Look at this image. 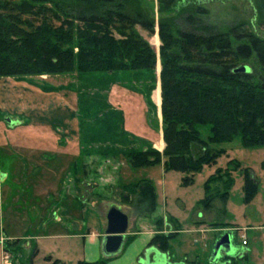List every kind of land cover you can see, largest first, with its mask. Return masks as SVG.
<instances>
[{
  "label": "rangeland",
  "instance_id": "374dc122",
  "mask_svg": "<svg viewBox=\"0 0 264 264\" xmlns=\"http://www.w3.org/2000/svg\"><path fill=\"white\" fill-rule=\"evenodd\" d=\"M7 1L20 0H0L5 5L9 4ZM183 1L206 10L204 19L223 32L243 24L245 30L264 40L257 0ZM128 4V11L140 7L157 23L172 17L160 11L158 0H130ZM134 31L156 52L154 68L79 77L77 74L50 75L22 81L11 78L14 82L41 84L47 89L62 86L60 93L75 103L76 114H81L83 119L79 121L82 135L76 139L55 137L47 128L38 132L31 123L22 124L14 112L22 105L29 106L31 98L21 90L17 95L11 94L14 98L7 102L8 110L0 120V264H49V256L53 260L62 259L63 264H79L82 237L62 235L87 233L88 225L98 222L97 214L102 208L107 222V211L113 204L128 205L132 214L142 213L143 208L137 206L138 195L129 187L142 181L151 182L158 195L157 208L145 222L154 223L153 229L159 231L166 230V221H170L168 232L181 228L171 219H163L170 215L182 225L184 233L172 240L173 257L209 264L217 242L229 233L235 250L231 257L241 256L238 264H264V147H244L239 138L226 144H212L211 150L224 153L218 155L214 165L204 166L195 175L165 171L162 165L135 169L126 159L133 151H140L145 145L150 147L149 142L163 135L159 28L156 27L154 35L140 26ZM113 36L122 38L118 31ZM244 64L252 67V62ZM113 87H118L121 94L112 92ZM127 95L132 97V109L124 103ZM17 97L23 101L17 102ZM114 97L122 103L115 102ZM143 100L148 110L146 117L144 111L134 108L135 103L143 105ZM125 109L129 111L127 117L135 127L134 133L125 128ZM199 132L201 139L208 142L210 127L201 126ZM161 144H156L153 150L163 154L165 142L163 150ZM113 163L119 167L115 174L111 171ZM219 170L229 176L211 184L213 198L209 206H204L206 183ZM246 170H250L258 183V191L250 203L245 201ZM103 177L111 178L112 184H103ZM187 178L189 181L185 183ZM92 181L100 184L96 186ZM94 188L110 198L111 204L98 200ZM226 191L228 198L223 200L220 196ZM193 226H198L203 233L198 234L197 241L196 234L186 231L196 230L191 229ZM145 259L141 260L142 264L158 261L157 256L149 255ZM223 259L220 257L214 264H220Z\"/></svg>",
  "mask_w": 264,
  "mask_h": 264
},
{
  "label": "trees",
  "instance_id": "16d2710c",
  "mask_svg": "<svg viewBox=\"0 0 264 264\" xmlns=\"http://www.w3.org/2000/svg\"><path fill=\"white\" fill-rule=\"evenodd\" d=\"M129 1L0 2V78L22 81L50 75L79 77L123 69H152L157 54L134 30L140 26L154 35L158 26L162 43L159 94L166 145L163 154L147 145L133 151L126 158L131 167L163 165L165 171L195 175L204 166L214 165L218 155L224 153L211 150L212 144L239 138L244 147H264V40L245 30L243 24L223 32L204 19L206 10L184 4L183 0H158L160 11L172 14L158 23L140 7L128 11ZM257 4L264 27V0H257ZM106 6L110 9L106 10ZM114 31L122 38L115 39ZM246 62H252V67ZM243 67L248 70L240 71ZM33 85L44 92L62 91V86L47 89L41 84ZM1 115L0 110V120ZM77 116L79 121L83 119L81 114ZM201 126L210 127L208 142L200 137ZM222 173L217 171L207 181L204 206H209L213 198L211 184L229 176ZM245 175V201L250 203L258 183L250 170ZM188 181L189 178L185 183ZM129 187L138 195L141 211L151 214L156 210V191L151 182ZM220 197L226 200L228 191ZM173 236L159 234L150 245L167 252Z\"/></svg>",
  "mask_w": 264,
  "mask_h": 264
},
{
  "label": "crops",
  "instance_id": "0c3cea01",
  "mask_svg": "<svg viewBox=\"0 0 264 264\" xmlns=\"http://www.w3.org/2000/svg\"><path fill=\"white\" fill-rule=\"evenodd\" d=\"M21 91H24L27 96L30 99L28 101L29 106L19 107L17 111H14L15 114L19 117V120H21L23 123L28 125L31 123L34 125V128L37 127V131L39 132L41 128H47L49 129V133L51 132L52 135L55 137H69L72 139L78 138L81 133L80 128V122L77 116V107L75 103H73L67 96H64L60 92H44L40 88L34 86L33 84L23 81V82H14L11 78H0V110L3 114L6 113L7 109V102L12 100L14 97H10L12 93L18 94ZM112 92H116L117 94H121L119 88L113 87ZM129 93V92H128ZM128 99L126 102H124L128 108L132 109L133 101L131 96H126ZM115 102L117 101L119 104H121V100L117 97L112 98ZM23 101V99L20 97H17V102ZM136 100V99H135ZM121 102V103H120ZM143 105L136 104L134 108L138 111H144L145 117L148 115V110L146 109V106L144 105V100L142 101ZM145 106V107H144ZM126 110V109H125ZM129 114V111L125 113V128L128 132L134 133L135 127L129 123L127 115ZM138 125V124H137ZM29 126V125H28ZM141 129V127H140ZM60 131V132H59ZM36 132V133H38ZM41 133V132H40ZM45 133V132H44ZM39 134V133H38ZM139 134V133H138ZM45 135V134H44ZM39 136H41L39 134ZM164 144L163 141V135L161 134V137H159L157 140L153 142H149L152 147H156V144L160 143ZM165 148V144L163 146ZM163 147L161 148L163 150ZM116 163H113L111 166V171L116 173V171H119V167L115 165ZM163 166V165H162ZM88 173V172H87ZM104 180V182L102 181ZM101 181L103 184L110 183L112 184V179L109 177H103L101 178ZM100 181V182H101ZM93 184H96L98 186L100 183L97 181H92ZM121 183V182H120ZM122 184V183H121ZM108 185V184H107ZM126 186V185H125ZM103 187V186H102ZM96 188V187H95ZM94 188V189H95ZM112 189V188H111ZM156 191V189H155ZM98 197V200H106L110 204L112 200L110 198L104 197L102 194H99L97 190L93 192ZM102 196V197H100ZM158 195L156 193V205H158ZM112 207L119 208L123 213H125L129 218V229L125 237V242L122 247V249L114 256H105L103 252V239L105 237V231L107 229V222H106V215L103 211V208L98 211L99 214H97V223L96 225H88L87 227V233L84 232H78L75 234H69V235H62V237L68 238H76L79 239L82 237L83 244H82V253L80 255V259L78 263H87V264H98L102 261H105V264H142V259H145L146 256H151V258L158 257V261L154 262L153 259H151L150 262H154V264H198V262H190L189 259H177L173 257L172 254V240L176 238L180 233H184V230L182 228V225L179 224L178 221L175 220V218L171 217L170 215H166L163 219H171V222H175L181 228L170 230V232L167 231L168 222L166 221V230L165 231H159L158 229H153V224H148L145 222L147 220V217L150 214H145L143 211L142 213L136 214L130 212V207L128 205H112L110 206L109 210ZM157 208V207H156ZM108 210V211H109ZM107 211V212H108ZM152 214V213H151ZM85 222L82 221V225ZM140 223V226L138 227V224ZM174 227V226H173ZM196 230H186L187 233L190 234H196L195 241L198 240V234L200 236L201 230L198 226H193ZM196 227V228H195ZM195 232V233H193ZM169 235L173 234V239L170 241V250L167 252H163L159 250L155 246H151L150 243L152 239L159 235ZM200 238V237H199ZM207 239V238H206ZM1 250V249H0ZM40 250V249H39ZM38 250V251H39ZM2 251V250H1ZM37 251V252H38ZM156 252L158 254H156ZM2 254V253H1ZM160 254V255H159ZM48 259L50 261L49 264H53L55 261H59L60 264H63L62 259L53 260L52 256H49ZM162 260V262H159ZM211 260V259H210ZM209 260V264H212V262ZM145 262H148V259H145Z\"/></svg>",
  "mask_w": 264,
  "mask_h": 264
},
{
  "label": "water",
  "instance_id": "95a60500",
  "mask_svg": "<svg viewBox=\"0 0 264 264\" xmlns=\"http://www.w3.org/2000/svg\"><path fill=\"white\" fill-rule=\"evenodd\" d=\"M247 67H243L240 71L246 72ZM11 122V121H8ZM13 123V122H12ZM129 229V218L119 208L112 207L107 214V229L103 239V252L105 256L116 255L123 247L125 237ZM235 252L231 241V235L226 233L220 238L215 246V254L211 259L214 264L222 254L233 255Z\"/></svg>",
  "mask_w": 264,
  "mask_h": 264
},
{
  "label": "flooded vegetation",
  "instance_id": "af4514ba",
  "mask_svg": "<svg viewBox=\"0 0 264 264\" xmlns=\"http://www.w3.org/2000/svg\"><path fill=\"white\" fill-rule=\"evenodd\" d=\"M221 257H224V259L220 264H230L232 261L238 260L241 256H237L236 258H234L231 256L229 257L228 254H223V255H221ZM159 262H162V260H160Z\"/></svg>",
  "mask_w": 264,
  "mask_h": 264
},
{
  "label": "built area",
  "instance_id": "2783aa9c",
  "mask_svg": "<svg viewBox=\"0 0 264 264\" xmlns=\"http://www.w3.org/2000/svg\"><path fill=\"white\" fill-rule=\"evenodd\" d=\"M243 244H246V241H243Z\"/></svg>",
  "mask_w": 264,
  "mask_h": 264
}]
</instances>
